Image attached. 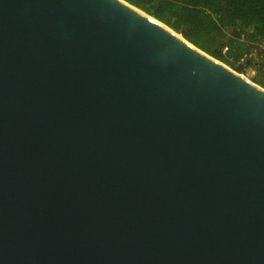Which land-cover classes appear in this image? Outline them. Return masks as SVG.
<instances>
[{"label": "water", "instance_id": "1", "mask_svg": "<svg viewBox=\"0 0 264 264\" xmlns=\"http://www.w3.org/2000/svg\"><path fill=\"white\" fill-rule=\"evenodd\" d=\"M175 34L0 0V264H264V89Z\"/></svg>", "mask_w": 264, "mask_h": 264}, {"label": "trees", "instance_id": "2", "mask_svg": "<svg viewBox=\"0 0 264 264\" xmlns=\"http://www.w3.org/2000/svg\"><path fill=\"white\" fill-rule=\"evenodd\" d=\"M123 1L233 71L241 74L254 67L252 82L264 89V0ZM251 49L255 59L240 62Z\"/></svg>", "mask_w": 264, "mask_h": 264}, {"label": "rangeland", "instance_id": "3", "mask_svg": "<svg viewBox=\"0 0 264 264\" xmlns=\"http://www.w3.org/2000/svg\"><path fill=\"white\" fill-rule=\"evenodd\" d=\"M231 35V33H229V36ZM257 67V65H255ZM257 74V72L255 71L254 67H246L244 69V72L241 73V75H243L245 78H247L248 80H250L252 82V79L254 78V76ZM264 78L262 77L260 81H262Z\"/></svg>", "mask_w": 264, "mask_h": 264}, {"label": "built area", "instance_id": "4", "mask_svg": "<svg viewBox=\"0 0 264 264\" xmlns=\"http://www.w3.org/2000/svg\"><path fill=\"white\" fill-rule=\"evenodd\" d=\"M243 39V37H242ZM256 57V50L255 49H251L249 53L245 54L241 59L240 62H245L246 60L249 59H255Z\"/></svg>", "mask_w": 264, "mask_h": 264}, {"label": "bare ground", "instance_id": "5", "mask_svg": "<svg viewBox=\"0 0 264 264\" xmlns=\"http://www.w3.org/2000/svg\"><path fill=\"white\" fill-rule=\"evenodd\" d=\"M168 30V29H167ZM175 36H177L179 39H182L179 35L175 34ZM183 40V39H182Z\"/></svg>", "mask_w": 264, "mask_h": 264}]
</instances>
